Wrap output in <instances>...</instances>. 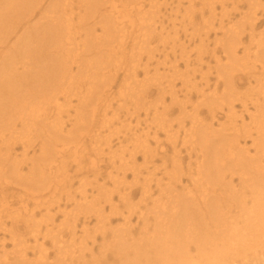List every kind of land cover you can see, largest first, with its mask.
Instances as JSON below:
<instances>
[{"label": "bare ground", "instance_id": "6f19581e", "mask_svg": "<svg viewBox=\"0 0 264 264\" xmlns=\"http://www.w3.org/2000/svg\"><path fill=\"white\" fill-rule=\"evenodd\" d=\"M131 1L126 0V3H123L121 14L129 11L127 5ZM218 1L219 19L212 25L213 20L209 19L216 17V9L212 3L208 7L209 2L201 0L202 6L205 5L207 9L208 18H203L205 21L202 22V35H198V51L195 56L196 65L200 68L203 57L208 59L204 67L209 76L212 71L215 77L213 85H209L208 75L204 76L201 69V76L205 78L203 88L213 89L198 94V106L207 110L210 122L203 123V120H199L196 109L190 115L181 111L182 115L190 120V126L185 130L183 138L179 136L181 130L182 135L184 134L183 119L176 120L177 127L169 120H163V125L158 127L172 148L168 158L166 150L158 153L163 149L157 147L159 133L155 131L154 150H147L146 138L140 140L138 136L133 135L132 150L127 156L121 155L118 159L120 166H126L127 160L134 159V153L141 150L144 164L152 163L157 157L161 162L159 170L153 168L148 171L145 165L128 168L136 181L141 175L140 168L145 169L146 179H142L141 191L144 197L145 194L150 195V183L156 185L157 193L148 198L151 205L147 214L150 213L152 218L148 219L147 214L142 212L138 217L143 225L140 237L143 244L141 241L135 245L132 243L134 253L130 257L129 251H119L120 246L115 248L116 242L112 241L105 247L113 251L110 254L113 259L111 262H108L110 255L104 251H99L98 260L84 261L86 257L83 254L78 257L74 251L62 249L56 236L52 235L54 232L46 229L43 230L44 234L50 239L53 247H58V253L48 262V251L42 239L37 241L39 226L30 225L37 206L28 211L25 205L29 201H35L36 204L41 201L40 205L45 207L46 215H49V202L45 201L42 194L38 196L36 189L28 190L30 196H26V200L18 199L20 196L16 200L11 193L6 195L3 192L0 193V207L11 211L12 201L17 202L19 207L14 209L16 215L10 214L6 218L14 221L18 217L21 222L27 224L33 234L37 257L32 261L28 260L22 253L23 249L12 253L10 258L3 252L0 255V264H235L237 258L246 257L248 254H253L251 263L264 264V0ZM74 2L77 6L75 27L74 12L71 9ZM108 4L107 0H0V49L7 45L9 38H14L13 42L4 48L8 54L5 58H0V128L10 134L6 152L11 151L16 141L27 140L22 136L10 139L12 134L25 130L29 135L37 120H49L44 104L51 103L56 113L61 109L58 95L63 94L66 89L62 87L61 80L67 77L76 80L68 76V62L76 64V70H80L82 66L86 67L83 78L85 79L90 78L88 73L90 74L91 70V75L96 73L97 63L98 67L103 65L101 58H106V64L110 55L121 57L127 54L130 60L138 55L144 43L143 32L137 31L133 35L135 41L126 53L123 44L125 31L117 30L114 38V24L111 26V22L107 20L104 25L98 23L103 22L102 16L108 13L112 20L114 12L110 11L111 6L110 10H104L109 12H101V8ZM235 17L238 18L234 19ZM93 25H99L103 37L87 31L93 32ZM73 29L77 31L80 45H77L76 53L71 57L73 50L70 48L69 54L68 47L74 40L76 31ZM111 40L112 45H108ZM99 45L102 50L97 48ZM96 50L98 54L106 53L108 56L100 55L96 57L97 61L92 62L94 64L89 62L90 64L82 65L81 59L93 53L97 54ZM23 56H26L25 59H28L29 63L24 72L25 76L22 74L20 78L27 79L28 84L20 91L11 92L10 86L7 85V82L11 84L8 75H16V62ZM42 65L43 72L40 74L39 67ZM68 67L71 70V66ZM169 84L170 82L167 87L172 90L173 86ZM218 87L222 88L220 94L217 92ZM124 90L126 92L123 97L131 98L142 92L143 86L135 82L134 85H127ZM159 92L163 93V90ZM169 93L173 96L171 91ZM30 101L35 103L33 109L29 107ZM41 102H44L43 105ZM63 102L66 107L68 101L64 96ZM161 103L162 115L164 112L168 115L169 110L165 102ZM236 105L240 107L239 111L236 110ZM224 110L230 121H240V125H237L232 133H227L224 128L213 129L212 121H217L216 113ZM242 114L247 117L248 122ZM56 116L53 120L60 118L59 115ZM78 118L80 113L76 114L70 129L67 130L68 138L70 130L79 125ZM50 124L55 131L44 133L45 138L40 142V145H43L42 158L37 162L42 169L48 167V170L52 169L58 152H48L46 143H52L51 147H56L55 140L59 137L54 140L57 133L50 134L58 131V134L62 133L53 121ZM172 129L175 132H171ZM61 146L75 145L70 140H62ZM183 151L185 158L182 156ZM154 153L157 154L153 155ZM2 161L0 157V171L5 167ZM132 164L134 165V161ZM157 173L160 178L155 180ZM41 177L44 179V176ZM161 177L165 179L162 181ZM183 181H186V184ZM117 182L113 180V183ZM83 200H86L85 196ZM2 217L0 216V227H4ZM96 217L98 220V216ZM147 222H151V225ZM13 223L15 225L17 222ZM60 230L58 226V231ZM65 231L70 238L66 245L71 247L75 236L70 228ZM105 235L103 232L102 240L106 238ZM145 246L147 253L153 252L152 257L147 256ZM83 249H86L85 246Z\"/></svg>", "mask_w": 264, "mask_h": 264}, {"label": "rangeland", "instance_id": "374dc122", "mask_svg": "<svg viewBox=\"0 0 264 264\" xmlns=\"http://www.w3.org/2000/svg\"><path fill=\"white\" fill-rule=\"evenodd\" d=\"M207 1L209 2L208 7L212 3L216 9V17L209 19V21L213 20L212 25H215L219 19V1ZM107 2L109 4L103 6L101 12L102 14L109 12L104 10H110L111 6L112 10L110 11L114 12L112 20L108 13L105 14L106 16H102L104 17L103 22L96 21L101 25H104L106 20L111 22V26L114 24L116 27L112 32L114 38L117 30L118 32L120 29L125 31L126 36L123 44H125L124 52L126 53L129 52L128 48L135 41L133 35L137 31L143 32L144 43L141 45L138 55L131 60L127 54L121 57L110 55L106 64H104L106 58H101L103 65L98 67L96 62V71L94 70L96 73L91 75L93 72L91 70L90 74L88 73L90 78L85 79L83 78L86 67L82 66L80 70H76V64L68 62V76H72L76 80H70L68 77L61 80L62 87H66L63 94L68 96L58 95L62 105L57 113L51 103L43 105L44 102H41L40 104L47 108L46 116L49 120L43 122L37 120L36 126L33 127V131L29 135L25 130H19L12 134L10 139L22 136L27 140L16 141L11 151L6 152L7 138L10 134L7 130L0 128V157L3 159L2 165H5L4 169L0 171V193L5 192L6 195L11 193L16 200L19 196L21 198L18 199L26 200V196L29 195L28 190L36 189L38 190L36 194L38 196L42 194L45 201L49 202V215H46L45 207L40 205L41 201H38L37 204L35 201H29L25 205L28 211L37 206L30 225L39 226L40 233L37 234L39 235L37 241L42 239L44 247L48 251V262H51L55 253H58L56 251L58 247H53L50 239L44 234L43 230L46 229L54 232L52 235L56 236L62 249L74 251L78 257L83 254L86 257L84 261L98 260L99 251L110 255L113 251H109L105 247L112 241L116 242L115 248L120 246L119 251H129L128 255L131 257L134 253L132 247L136 242L141 241L140 237L142 236L143 225L138 219L139 213L147 214L151 205L148 198L157 192L155 183H150L148 190L150 195L146 196L145 194L144 197L141 191L142 179H146L145 169L140 168L141 175L136 181L132 171L128 168L145 165L148 167V171L153 168L159 170L161 162L157 157L152 163L144 164L141 150L134 153V159L127 160L126 166L118 164L119 157L127 156L132 150L133 135L138 136L140 140L146 138L147 150H154L156 148L154 132L158 131L157 147L163 149L158 153H163L166 150L165 154L168 158L172 148L167 144L165 136L159 132L158 127L163 125L164 121L169 120L173 125H176L177 119H183L184 134L182 135V130L179 131V136L183 138L185 130L190 126V120L182 115L181 111L190 115L196 109L199 120H203V123L210 122L207 110L203 106H198L200 101L198 94L210 92V89H213L212 87L210 89L203 88L204 76L208 75L204 66L208 59L203 57L201 68L196 65L195 60L198 51V35H202V22L208 18L207 9L205 5L202 6L201 0H132L127 5L129 11H125L123 14L121 11L126 0H107ZM76 8L74 2L71 5L74 12V27L76 26ZM227 10L229 11L230 7ZM92 27L93 32L87 31L103 37L99 25ZM77 29L79 30V27ZM73 31L76 30L73 29ZM76 33L77 31L73 35L72 45L68 47V53L70 48L73 50V54L69 53L71 57H74L75 48L80 45V38ZM13 40V37L9 38L6 42L7 45L0 49V58H5L8 54L4 48L8 47ZM112 42L113 40L108 45H112ZM97 48L103 49L101 45ZM50 51L52 52V50H48V52ZM95 52L97 53L98 50ZM100 55L108 56L106 53H93L83 57L81 63L82 65L89 62L94 64L92 62L97 61L96 57L98 58ZM25 58L26 56H23L16 62V75H8L11 78V84L7 82V85L10 86L11 92L20 91L28 84L27 79L20 78L29 63V60ZM210 65L213 67L212 62ZM68 66H71V70ZM10 69L12 70V67ZM201 69L204 76H201ZM39 72L40 74L43 72V65L39 67ZM207 77L208 84L213 85L214 73L211 71L210 76ZM135 82L139 86H143L142 92L137 96L124 98L126 92L124 88L127 85H134ZM169 82V85L173 86L172 90L167 87ZM217 89L220 94L222 88L218 87ZM159 90H163V93H160ZM63 96L68 101L66 107ZM161 101L165 102V106L169 110L168 115L165 112L162 115ZM34 106L35 103L30 101L29 107L33 109ZM236 110H240L238 105H236ZM77 113H80L79 125L70 130L68 138L67 130L70 129ZM225 113L226 110L216 113L217 121H212L213 129L224 128L227 133H232L236 126L240 125V121L234 119L230 121ZM56 115H59L60 118L53 120V118H57ZM242 117L248 122L245 115L242 114ZM51 121L56 128L60 127L62 133L58 134V131L50 134L57 133L54 140L59 137L55 140L56 147H51L52 143H46L48 152H58L52 169L48 170V167L42 169V166L37 162L42 158L43 145H40V142L45 138L46 134L44 133L55 131L51 127ZM171 132H175V130L172 129ZM62 140H70L75 146L62 147ZM241 144L243 143L241 142ZM184 152L182 153L183 158H185ZM131 161H134V165ZM41 176H44V179ZM155 176V180L160 178L159 173ZM164 179L165 177H161L162 181ZM113 180L118 181L117 184L113 183ZM183 183L186 184V181ZM25 191L27 192L25 193ZM84 196L86 197L85 201L83 200ZM12 205L11 211L8 208L0 207V216H3L1 222L4 225V227H0V255L6 252L7 257L10 258L13 256L12 253L23 249L22 253L32 261L34 257H37L33 234L30 233L27 224L21 222L20 218L16 217L14 221L6 218L10 214L16 215L14 209L19 205L15 201H12ZM67 214L70 215L64 217ZM96 216H98V220ZM147 218H152L150 213L147 214ZM13 222L17 223L14 225ZM147 223L151 225V222ZM58 226L61 228L60 231H58ZM67 228H70L75 236V242L71 247L66 245L70 239L69 234L65 233ZM103 232L106 234L104 240L101 239ZM14 240L15 243H13ZM93 240L95 242L92 243ZM140 243L143 244L142 241ZM84 246L86 249H83ZM146 248L145 246V251ZM252 255L248 254L246 257L237 258L235 264H253L251 263ZM147 256L152 257L153 252L147 253ZM112 260L111 255L108 256V262Z\"/></svg>", "mask_w": 264, "mask_h": 264}]
</instances>
